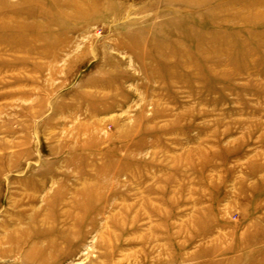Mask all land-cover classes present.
<instances>
[{
	"label": "rangeland",
	"instance_id": "rangeland-1",
	"mask_svg": "<svg viewBox=\"0 0 264 264\" xmlns=\"http://www.w3.org/2000/svg\"><path fill=\"white\" fill-rule=\"evenodd\" d=\"M0 264H264V0H0Z\"/></svg>",
	"mask_w": 264,
	"mask_h": 264
}]
</instances>
